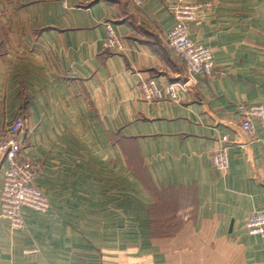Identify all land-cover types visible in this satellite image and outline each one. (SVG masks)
<instances>
[{"label":"crops","instance_id":"obj_1","mask_svg":"<svg viewBox=\"0 0 264 264\" xmlns=\"http://www.w3.org/2000/svg\"><path fill=\"white\" fill-rule=\"evenodd\" d=\"M188 1L203 4L190 38L222 74L147 101L142 79L186 77L172 1L0 0V126L24 119L20 155L50 202L22 207L19 228L0 215V264H264L245 225L264 209V129L242 127L264 106V0ZM107 22L124 51L103 48Z\"/></svg>","mask_w":264,"mask_h":264},{"label":"built area","instance_id":"obj_2","mask_svg":"<svg viewBox=\"0 0 264 264\" xmlns=\"http://www.w3.org/2000/svg\"><path fill=\"white\" fill-rule=\"evenodd\" d=\"M170 1L173 2L176 23L165 34V37L172 50L184 62L186 77L162 83L155 78L142 79L140 81L142 97L147 101H159L166 98L179 99L182 93L188 92L197 83L199 74L208 77H217L222 74V70L216 67L212 48L193 41L189 35L187 24L197 19L203 4L188 0ZM61 2L65 8H69L68 0H61ZM131 2L138 7H144V0H131ZM105 25L107 36L103 41V48L124 51L125 41L116 32L115 27L110 22ZM254 118L264 129V106L262 104L244 107L242 127L252 138L255 137L252 122ZM23 125L24 119L19 117L7 126H0V167L3 161H7L3 173L0 215L8 219L14 228L24 225L22 207L28 206L40 212H46L50 207L47 195L34 183L35 164L23 159L20 155L21 143L18 132ZM232 143L228 135H223L213 152V165L221 172H226L229 168V149ZM245 225L249 233L264 236V209L251 211L246 218Z\"/></svg>","mask_w":264,"mask_h":264}]
</instances>
